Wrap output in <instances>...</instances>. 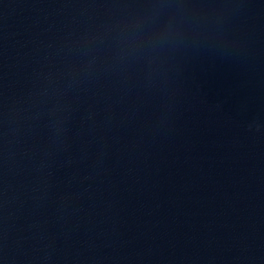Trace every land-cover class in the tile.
I'll use <instances>...</instances> for the list:
<instances>
[{
	"label": "water",
	"instance_id": "95a60500",
	"mask_svg": "<svg viewBox=\"0 0 264 264\" xmlns=\"http://www.w3.org/2000/svg\"><path fill=\"white\" fill-rule=\"evenodd\" d=\"M0 264H264V0H0Z\"/></svg>",
	"mask_w": 264,
	"mask_h": 264
},
{
	"label": "clouds",
	"instance_id": "9594fccd",
	"mask_svg": "<svg viewBox=\"0 0 264 264\" xmlns=\"http://www.w3.org/2000/svg\"><path fill=\"white\" fill-rule=\"evenodd\" d=\"M164 2H166V0H161V3H164Z\"/></svg>",
	"mask_w": 264,
	"mask_h": 264
}]
</instances>
